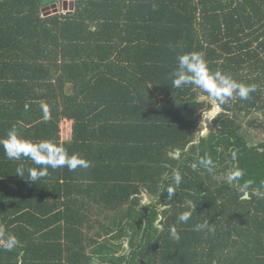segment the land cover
<instances>
[{"label":"trees","instance_id":"1","mask_svg":"<svg viewBox=\"0 0 264 264\" xmlns=\"http://www.w3.org/2000/svg\"><path fill=\"white\" fill-rule=\"evenodd\" d=\"M62 1L0 0V139L15 127L90 166L32 182L41 166L0 146V226L19 241L0 264H264V141L243 128L264 129V0ZM186 52L256 86L219 106L206 137L214 100L170 78Z\"/></svg>","mask_w":264,"mask_h":264},{"label":"clouds","instance_id":"2","mask_svg":"<svg viewBox=\"0 0 264 264\" xmlns=\"http://www.w3.org/2000/svg\"><path fill=\"white\" fill-rule=\"evenodd\" d=\"M176 62V67L170 73L172 85L175 88L193 85L213 99L218 107L234 97H238L240 100H247L250 98V94L256 91L254 84H244L221 70H211L203 54L199 52L178 54ZM0 146H2L4 155L9 160L19 161L23 157L30 159L33 164L41 166L39 170L35 168L28 169V179L32 182L48 175L49 168L57 169L66 166L70 171H74L78 167L88 168L90 166V161L78 154L70 156L62 145H57L48 140L33 142L22 138L15 127L7 132L5 138L0 139ZM233 159H236L235 152H233ZM199 164L208 171H212L213 162L211 159H201ZM196 166L195 164L193 165L194 168ZM24 170V166L20 165L16 169V174L24 177ZM242 176L243 172L241 170H234L227 176V182L231 184L234 181H238ZM172 179L174 185L179 186L182 180L180 172H175ZM237 186L242 187V189L248 187L247 184ZM174 191V187L167 189L169 199H171ZM191 215L190 211L182 212L177 220L182 224L187 223ZM197 228H208L209 231L213 230L209 227L208 222L197 225ZM169 232L172 239H180L175 226H171ZM18 243L19 241L15 235L8 233L3 226H0V249L12 251L18 246Z\"/></svg>","mask_w":264,"mask_h":264},{"label":"rangeland","instance_id":"3","mask_svg":"<svg viewBox=\"0 0 264 264\" xmlns=\"http://www.w3.org/2000/svg\"><path fill=\"white\" fill-rule=\"evenodd\" d=\"M62 2H64L65 4H70L71 0H63ZM211 103H212L211 110L205 112L201 118L198 127L199 135L204 134L205 132H207V130L208 131L211 130V129H207L206 120L208 119L207 121L210 122L211 125L213 126L212 121L214 117L221 111L220 107L217 106V103L215 101H211ZM70 128H71V122L63 121L62 124H60V130H61L60 135L63 140H67L69 138ZM243 128L245 131L248 132L246 138L250 144H257L261 141H264V129L263 130L252 129L251 127H248L246 123H243ZM150 202H152V200L147 195H144L142 198L141 205L142 206L148 205L150 204Z\"/></svg>","mask_w":264,"mask_h":264},{"label":"water","instance_id":"4","mask_svg":"<svg viewBox=\"0 0 264 264\" xmlns=\"http://www.w3.org/2000/svg\"><path fill=\"white\" fill-rule=\"evenodd\" d=\"M207 120H208V119H207ZM207 120H206L207 129H211V130H209V131L207 130V132L210 133L211 131H213V126H212L211 123L208 122ZM207 132H205L204 134H202V137H206V136H208V133H207Z\"/></svg>","mask_w":264,"mask_h":264},{"label":"crops","instance_id":"5","mask_svg":"<svg viewBox=\"0 0 264 264\" xmlns=\"http://www.w3.org/2000/svg\"><path fill=\"white\" fill-rule=\"evenodd\" d=\"M67 122H70V121H67ZM62 124V123H61Z\"/></svg>","mask_w":264,"mask_h":264}]
</instances>
